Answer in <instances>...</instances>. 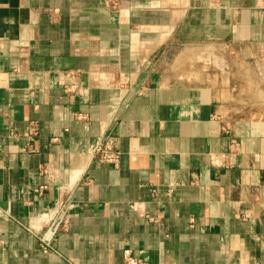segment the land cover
Returning a JSON list of instances; mask_svg holds the SVG:
<instances>
[{
  "label": "crops",
  "instance_id": "crops-1",
  "mask_svg": "<svg viewBox=\"0 0 264 264\" xmlns=\"http://www.w3.org/2000/svg\"><path fill=\"white\" fill-rule=\"evenodd\" d=\"M200 47L264 63V8L0 0V264H264V104L190 80Z\"/></svg>",
  "mask_w": 264,
  "mask_h": 264
},
{
  "label": "rangeland",
  "instance_id": "rangeland-1",
  "mask_svg": "<svg viewBox=\"0 0 264 264\" xmlns=\"http://www.w3.org/2000/svg\"><path fill=\"white\" fill-rule=\"evenodd\" d=\"M180 63L190 80L227 90L233 102L264 104V63L244 65L222 47L193 49Z\"/></svg>",
  "mask_w": 264,
  "mask_h": 264
},
{
  "label": "built area",
  "instance_id": "built-area-1",
  "mask_svg": "<svg viewBox=\"0 0 264 264\" xmlns=\"http://www.w3.org/2000/svg\"><path fill=\"white\" fill-rule=\"evenodd\" d=\"M110 8H115L120 0H106ZM259 7L264 8V0H255ZM68 93L78 92L74 85L66 88ZM37 135V129L34 123H31L27 132L29 138H33ZM93 155L101 162L112 165L114 167L118 164L119 154L115 152L108 145H98L94 148ZM65 222V209H62L56 217L50 218L49 222L46 224L44 232L39 237L40 250L44 254H48L52 251L53 243L55 241L56 235L60 230V227ZM124 259L126 264H139L129 257V252L124 253Z\"/></svg>",
  "mask_w": 264,
  "mask_h": 264
}]
</instances>
